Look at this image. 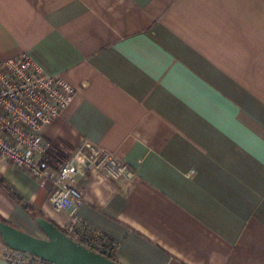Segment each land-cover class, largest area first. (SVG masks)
<instances>
[{"label":"crops","instance_id":"crops-1","mask_svg":"<svg viewBox=\"0 0 264 264\" xmlns=\"http://www.w3.org/2000/svg\"><path fill=\"white\" fill-rule=\"evenodd\" d=\"M23 53L76 90L44 133L56 162L91 143L133 173L87 170L72 215L0 154L24 203L118 264H264V0H0V64ZM0 216L41 237L1 185Z\"/></svg>","mask_w":264,"mask_h":264},{"label":"built area","instance_id":"built-area-1","mask_svg":"<svg viewBox=\"0 0 264 264\" xmlns=\"http://www.w3.org/2000/svg\"><path fill=\"white\" fill-rule=\"evenodd\" d=\"M76 90L58 75L48 74L28 54L0 64V154L15 168L37 179L51 181V196L58 212L73 213L84 204L78 178L87 170L110 180L132 178L128 165L112 153L87 143L61 165L48 162L51 144L46 128L68 108ZM65 234L98 253L113 254L116 244L100 231L74 218ZM0 257L11 264H51L9 248L0 236Z\"/></svg>","mask_w":264,"mask_h":264},{"label":"water","instance_id":"water-1","mask_svg":"<svg viewBox=\"0 0 264 264\" xmlns=\"http://www.w3.org/2000/svg\"><path fill=\"white\" fill-rule=\"evenodd\" d=\"M35 223L44 237L34 236L2 221L0 236L12 250L51 264H117L74 241L46 218L37 217Z\"/></svg>","mask_w":264,"mask_h":264},{"label":"trees","instance_id":"trees-1","mask_svg":"<svg viewBox=\"0 0 264 264\" xmlns=\"http://www.w3.org/2000/svg\"><path fill=\"white\" fill-rule=\"evenodd\" d=\"M57 158H58V157L54 155L53 146H51V150H50V154H49V159H48V162H49L50 165H54L55 163H57V165H61V164H63V163L67 160V159H66V160L64 159V160H60V161L56 162V159H57ZM0 185H1V186H4V188L7 190L8 194H9V195H10L15 201H17V202L23 207L24 210H26V212L31 216V218L34 220V222H35V220H36L37 217H44L41 213H39L38 211H35V210L32 208V206H30V205L24 203V201L22 200V198H21L17 193H15L14 190H13L11 187H9L8 185H6L5 181H4L3 179H1V178H0ZM0 221L5 222V223H7V224H9V225L14 226L13 224H11L9 221L5 220V219H4L3 217H1V216H0ZM48 221H50V220H48ZM50 222H51V221H50ZM52 223H53V222H52ZM14 227H15V226H14ZM57 227H58V226H57ZM16 228H17V227H16ZM58 228H59L63 233H66L64 228H60V227H58ZM101 254L105 255L106 257H108L109 259H111V260H113V261H115V262L117 263V261H116V257H115V252H114L113 254H107V253H101ZM25 255H28V254H25ZM33 258H34V257H33ZM117 264H118V263H117Z\"/></svg>","mask_w":264,"mask_h":264},{"label":"clouds","instance_id":"clouds-1","mask_svg":"<svg viewBox=\"0 0 264 264\" xmlns=\"http://www.w3.org/2000/svg\"><path fill=\"white\" fill-rule=\"evenodd\" d=\"M193 174H195V173H193ZM120 259H122V258H120ZM123 264H128V262L127 261H123Z\"/></svg>","mask_w":264,"mask_h":264},{"label":"rangeland","instance_id":"rangeland-1","mask_svg":"<svg viewBox=\"0 0 264 264\" xmlns=\"http://www.w3.org/2000/svg\"><path fill=\"white\" fill-rule=\"evenodd\" d=\"M40 236H41V237H44V234H43V233H40Z\"/></svg>","mask_w":264,"mask_h":264}]
</instances>
